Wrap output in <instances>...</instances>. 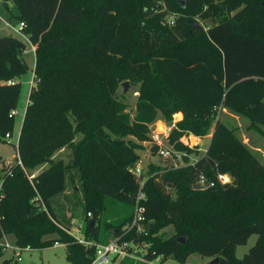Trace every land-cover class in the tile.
<instances>
[{"label":"trees","instance_id":"1","mask_svg":"<svg viewBox=\"0 0 264 264\" xmlns=\"http://www.w3.org/2000/svg\"><path fill=\"white\" fill-rule=\"evenodd\" d=\"M9 1L35 49L16 157L0 162V243L12 236L30 250L61 244L69 264H91L95 245L115 239L146 245L148 262L199 255L212 264H264V166L214 119L225 110L264 134V0ZM196 15L211 24L195 28ZM26 45L0 36V141L12 134ZM123 82L139 86L133 119L115 97ZM175 114L182 119L168 143L185 166L151 167L140 189L143 230L125 231L139 189L128 172L138 142L149 140L147 125ZM213 124L206 152L191 164L197 150L181 138H202ZM64 149L70 161L53 160ZM219 174L234 182L220 184ZM200 177L213 186L194 189ZM73 219L90 245L70 234ZM252 235L238 259L236 248ZM0 264L17 263L10 256Z\"/></svg>","mask_w":264,"mask_h":264},{"label":"rangeland","instance_id":"2","mask_svg":"<svg viewBox=\"0 0 264 264\" xmlns=\"http://www.w3.org/2000/svg\"><path fill=\"white\" fill-rule=\"evenodd\" d=\"M17 11L14 7L13 2L9 1L6 7L0 5V17L3 21H11L12 25H16V21L14 16L16 15ZM196 21L194 25H202L208 26L211 24L209 19L203 18L201 15H196ZM0 36H15L14 33L5 28L4 23L0 21ZM23 58L28 66V71L23 74L22 76L17 79V82L20 83V94L17 101V107L14 112V126L12 130V134L10 139H4V141H0V162L4 164H10L16 157V148H17V141H18V134L21 128L22 119L24 115V111L27 106L28 102V95L30 92V88L33 84V68H34V52L32 51L30 45H26V49L23 53ZM125 82L119 84L115 91V97L119 103H122L125 106L124 112L127 113L131 119L134 118L136 114V101L138 98V90L139 86H132L128 83V89L124 93L122 85ZM182 119L181 114H175L172 117L171 122H166L162 118H158L156 121L152 122L151 124L147 125L148 127V141L138 142L141 145V149L137 151L139 156V161L133 167H131L128 172L132 175V177L136 181H142L149 177V170L151 167H162V168H176V167H183L185 164L182 161V156L177 151L171 149L172 152L170 153L169 157L158 156L157 153L153 154L150 147L152 146L153 137L155 134L162 135L164 128L162 124H165L166 127L172 129L178 121ZM215 120L222 121L228 128L232 129L235 135L240 139L243 145L247 146L250 152L256 157L257 161L264 166V134L260 132L259 129L251 128L250 122L237 115L228 113L225 110L218 109L214 115ZM214 124L209 128L208 133L206 136L202 138H196L191 134H185L181 138V142L190 148H196L197 152L191 155L190 163L193 164L196 162L204 153L206 152L208 145L210 143V138L213 132ZM168 129L166 132H168ZM264 131V128H262ZM194 139V140H193ZM125 140H135L131 137H127ZM53 160H62L64 163H68L70 161V151L69 149H64L58 153H56L53 157ZM2 165V163L0 164ZM46 167V166H45ZM44 167V168H45ZM139 169L141 172L140 177L135 175V170ZM41 170V169H40ZM40 170L33 171L32 174H37ZM227 175L228 179L234 182V178L231 175ZM69 215V214H68ZM81 223L78 220L73 219L70 226V234L77 240V241H85L84 237L82 236L81 230ZM164 236H170L172 234V228L168 227L163 230ZM112 241V240H111ZM256 241V236L252 235L247 243L244 246H239L236 248V257L238 259H242L243 256L248 252V250L254 245ZM7 242L11 246H15L14 238L12 236L7 237ZM146 245L143 247L135 246V245H128V255H136L140 254L141 258L139 257L135 264H146L145 260L142 259V256L146 255ZM66 252L64 245L58 244L51 248H46L42 250H31L25 251L22 253L21 261L17 264H69L65 258ZM11 256V252L7 251L4 254V258ZM125 257V258H127ZM124 259V258H123ZM119 259L116 261L115 264H118L121 260ZM211 260L208 258H203L199 255H191L188 257L187 261L184 264H210ZM153 264H178L173 259H169L164 263L160 261H153Z\"/></svg>","mask_w":264,"mask_h":264},{"label":"built area","instance_id":"3","mask_svg":"<svg viewBox=\"0 0 264 264\" xmlns=\"http://www.w3.org/2000/svg\"><path fill=\"white\" fill-rule=\"evenodd\" d=\"M8 2H9V0H0V3H2V4L8 3ZM0 21L2 23H4L5 28L11 30L14 33V35L20 37L21 40H23L27 44H29L32 51H34L35 48H34V46H32L30 44L28 36L23 34L22 30L25 27L23 23H19L17 26H14L9 21H3V19L1 17H0ZM170 131H171V129L170 130L168 129V132H163L162 135L155 134L153 137L152 145L157 147L156 153L158 156L169 157L170 153L172 152V150H171L172 147L168 143V135H169ZM6 139H9V137L7 136ZM134 174L137 175L138 177H140L141 172L139 169H136ZM143 181L144 180L139 182V189H138L137 194L135 196L134 215H133L132 221L125 226V229H124L125 231H130L135 226L137 227L138 232H141L143 230L142 224L145 221V217L143 215L144 214V207H142L140 205V201H144V195L140 192V189L143 185ZM217 181L220 184H231V181L228 179L227 175H225V174H219L217 176ZM197 185L199 187H205V188L213 186L212 184H207L206 180L202 177L199 178ZM88 216H90V214H88ZM78 242L81 244H84L86 246L90 245V243L85 242V241H83V242L78 241ZM0 245L2 246L4 252H7V251L11 252V256L16 263H19L21 261V256H22L23 252L31 251L29 248H20L18 246H11L7 242L6 238H4L1 241ZM127 247H128V244H126V243L120 244L118 242V239L112 240V241L108 242L107 244H97V245H95V255H94V259H93L91 264H115L117 260L127 257V255H128ZM129 257H132L135 259L139 258L136 255L135 256L130 255ZM154 261H160V259H156ZM145 263L146 264H153V261H151V262L145 261Z\"/></svg>","mask_w":264,"mask_h":264},{"label":"water","instance_id":"4","mask_svg":"<svg viewBox=\"0 0 264 264\" xmlns=\"http://www.w3.org/2000/svg\"><path fill=\"white\" fill-rule=\"evenodd\" d=\"M194 27L196 28L197 27V25H194ZM200 31H201V29H200ZM128 82H125L123 85H122V87H123V92L125 93L126 91H127V89H128ZM194 140V139H193ZM194 189H197V190H199V189H201V187H199L198 185H194ZM139 256V254L137 255V257ZM212 262L213 261H211V263L210 264H212Z\"/></svg>","mask_w":264,"mask_h":264},{"label":"crops","instance_id":"5","mask_svg":"<svg viewBox=\"0 0 264 264\" xmlns=\"http://www.w3.org/2000/svg\"><path fill=\"white\" fill-rule=\"evenodd\" d=\"M0 5H1V3H0ZM5 7V6H4ZM28 103V102H27ZM163 125V128H164V131L163 132H166V130L168 129L167 127H166V125L165 124H162ZM174 126V125H173ZM166 129V130H165ZM169 130H170V128H169ZM162 132V133H163ZM10 139V138H9ZM16 153H17V150H16ZM8 258H10L9 256L8 257H6V258H0V262L2 261V260H4V259H8Z\"/></svg>","mask_w":264,"mask_h":264}]
</instances>
